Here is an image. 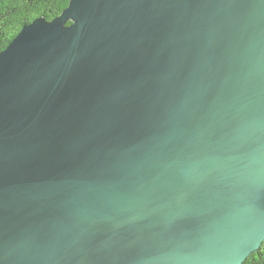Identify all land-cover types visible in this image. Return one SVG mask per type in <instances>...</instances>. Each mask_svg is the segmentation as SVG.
I'll use <instances>...</instances> for the list:
<instances>
[{"label": "water", "instance_id": "water-1", "mask_svg": "<svg viewBox=\"0 0 264 264\" xmlns=\"http://www.w3.org/2000/svg\"><path fill=\"white\" fill-rule=\"evenodd\" d=\"M263 242L264 0H70L0 51V264Z\"/></svg>", "mask_w": 264, "mask_h": 264}, {"label": "trees", "instance_id": "trees-1", "mask_svg": "<svg viewBox=\"0 0 264 264\" xmlns=\"http://www.w3.org/2000/svg\"><path fill=\"white\" fill-rule=\"evenodd\" d=\"M69 3L70 0H0V51L9 45L23 26L40 16L53 20ZM243 264H264V242Z\"/></svg>", "mask_w": 264, "mask_h": 264}]
</instances>
